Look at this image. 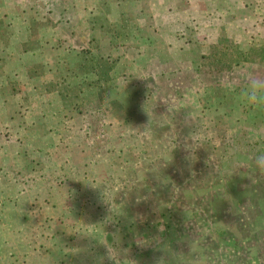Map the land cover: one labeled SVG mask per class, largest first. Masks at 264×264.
I'll list each match as a JSON object with an SVG mask.
<instances>
[{
	"label": "rangeland",
	"instance_id": "374dc122",
	"mask_svg": "<svg viewBox=\"0 0 264 264\" xmlns=\"http://www.w3.org/2000/svg\"><path fill=\"white\" fill-rule=\"evenodd\" d=\"M62 4L77 28L96 30L95 54L118 63L87 91L86 140L61 150L58 160L80 164L67 163L62 198L0 212V264H264V172L250 160L264 152V111L240 106L234 86L264 73V0ZM221 38L228 52L216 64ZM204 129L187 161L184 139Z\"/></svg>",
	"mask_w": 264,
	"mask_h": 264
},
{
	"label": "crops",
	"instance_id": "0c3cea01",
	"mask_svg": "<svg viewBox=\"0 0 264 264\" xmlns=\"http://www.w3.org/2000/svg\"><path fill=\"white\" fill-rule=\"evenodd\" d=\"M62 1L0 0V198L7 199L0 200L2 213L22 207L23 198L33 208L34 198L42 201L54 191L63 196L67 163L75 169L80 164L58 159L63 148L80 147L91 132L84 124L93 114L82 105L87 91L99 86L97 61L118 63L111 51L95 54L102 50L96 30L77 28V17ZM102 114L97 110L95 117ZM9 197L20 201L11 204ZM63 210L71 211L65 204Z\"/></svg>",
	"mask_w": 264,
	"mask_h": 264
},
{
	"label": "clouds",
	"instance_id": "9594fccd",
	"mask_svg": "<svg viewBox=\"0 0 264 264\" xmlns=\"http://www.w3.org/2000/svg\"><path fill=\"white\" fill-rule=\"evenodd\" d=\"M239 89L238 96H239V104L242 107L250 108L254 111H264V73H255L250 74L247 77L243 78V82H237L235 85ZM146 111V109H145ZM196 115V110L192 113H188L185 117V123L187 124V121L193 116ZM152 127V120L150 119L149 123L145 125L144 128V134L147 135L149 129ZM258 130L264 129V125H259L257 127ZM206 134L205 129L201 131L199 134L195 135H189L184 139V146L185 148L191 153L186 157L187 161L194 162L197 157L195 156L196 149L203 146L205 143L203 140H201V135ZM233 132H228V134L225 136L226 141H230L232 138ZM176 134H173L172 139H176ZM191 140L192 143H188V141ZM250 160L252 164L261 172H264V152H257L253 154L252 157H250ZM209 164L213 162L212 157L209 158L207 161ZM93 175H96L95 170L93 169ZM107 182H104L103 184H106ZM88 184L92 186H96L97 184H100L99 180L96 181H88ZM101 185V184H100ZM13 237L11 234L6 233L5 234V243L6 244H12L13 243Z\"/></svg>",
	"mask_w": 264,
	"mask_h": 264
},
{
	"label": "trees",
	"instance_id": "16d2710c",
	"mask_svg": "<svg viewBox=\"0 0 264 264\" xmlns=\"http://www.w3.org/2000/svg\"><path fill=\"white\" fill-rule=\"evenodd\" d=\"M226 44H229L228 40H224V39L222 40L221 38L216 42L215 45L212 46V50H213L212 59L214 63L216 64L223 63L224 58L222 57H225L226 53L228 52L227 48L224 46ZM262 52L264 53V50ZM217 57H219L220 60H218ZM261 59L264 60V58H261ZM97 62H98L97 68L100 71V81L98 85H102L106 83L107 81H109L110 76L108 75H110V73L114 70V67H113L114 65L113 63L111 64V62L105 61L103 58L101 59V61H97ZM104 68H107L106 72H104Z\"/></svg>",
	"mask_w": 264,
	"mask_h": 264
}]
</instances>
